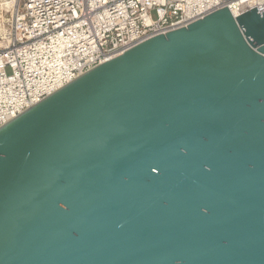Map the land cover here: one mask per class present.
Wrapping results in <instances>:
<instances>
[{"label": "water", "instance_id": "95a60500", "mask_svg": "<svg viewBox=\"0 0 264 264\" xmlns=\"http://www.w3.org/2000/svg\"><path fill=\"white\" fill-rule=\"evenodd\" d=\"M0 264H264V10L154 36L1 126Z\"/></svg>", "mask_w": 264, "mask_h": 264}, {"label": "built area", "instance_id": "2783aa9c", "mask_svg": "<svg viewBox=\"0 0 264 264\" xmlns=\"http://www.w3.org/2000/svg\"><path fill=\"white\" fill-rule=\"evenodd\" d=\"M264 0H0V127L138 44Z\"/></svg>", "mask_w": 264, "mask_h": 264}, {"label": "rangeland", "instance_id": "374dc122", "mask_svg": "<svg viewBox=\"0 0 264 264\" xmlns=\"http://www.w3.org/2000/svg\"><path fill=\"white\" fill-rule=\"evenodd\" d=\"M3 22L2 20L0 19V36L2 35V30H3Z\"/></svg>", "mask_w": 264, "mask_h": 264}]
</instances>
